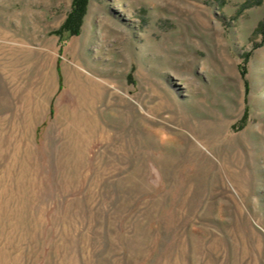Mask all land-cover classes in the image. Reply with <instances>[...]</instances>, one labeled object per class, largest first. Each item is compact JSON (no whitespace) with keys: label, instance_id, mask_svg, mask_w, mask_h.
I'll list each match as a JSON object with an SVG mask.
<instances>
[{"label":"rangeland","instance_id":"374dc122","mask_svg":"<svg viewBox=\"0 0 264 264\" xmlns=\"http://www.w3.org/2000/svg\"><path fill=\"white\" fill-rule=\"evenodd\" d=\"M71 6L0 0V264H264V0Z\"/></svg>","mask_w":264,"mask_h":264},{"label":"trees","instance_id":"16d2710c","mask_svg":"<svg viewBox=\"0 0 264 264\" xmlns=\"http://www.w3.org/2000/svg\"><path fill=\"white\" fill-rule=\"evenodd\" d=\"M88 5H89V0H72L71 10L67 14L66 19L58 29L52 32L53 34H56L59 37L60 42L63 40H67L70 37L74 35H78L80 33L83 25L84 17L87 13ZM260 31L263 33V41H264L263 25L262 28H260ZM255 45L259 46V44H255ZM60 51H62V47L60 48ZM250 54L251 52H248L245 55V61L241 62L239 65L243 77H246L248 72L247 63ZM51 112H53V109L51 110ZM247 116L248 115L246 112L241 120V125H244V123L247 121Z\"/></svg>","mask_w":264,"mask_h":264}]
</instances>
